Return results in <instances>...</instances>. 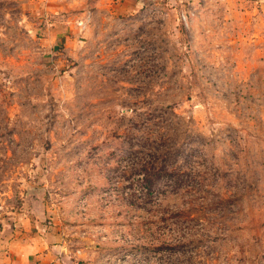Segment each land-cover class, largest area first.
Wrapping results in <instances>:
<instances>
[{"label":"rangeland","instance_id":"obj_1","mask_svg":"<svg viewBox=\"0 0 264 264\" xmlns=\"http://www.w3.org/2000/svg\"><path fill=\"white\" fill-rule=\"evenodd\" d=\"M0 264H264V0H0Z\"/></svg>","mask_w":264,"mask_h":264},{"label":"crops","instance_id":"obj_2","mask_svg":"<svg viewBox=\"0 0 264 264\" xmlns=\"http://www.w3.org/2000/svg\"><path fill=\"white\" fill-rule=\"evenodd\" d=\"M136 2H138V0H136Z\"/></svg>","mask_w":264,"mask_h":264}]
</instances>
